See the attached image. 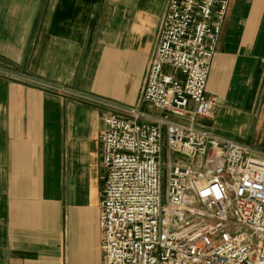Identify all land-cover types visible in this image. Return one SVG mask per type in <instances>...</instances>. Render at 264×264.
Listing matches in <instances>:
<instances>
[{
	"label": "crops",
	"instance_id": "crops-1",
	"mask_svg": "<svg viewBox=\"0 0 264 264\" xmlns=\"http://www.w3.org/2000/svg\"><path fill=\"white\" fill-rule=\"evenodd\" d=\"M165 5L0 0V70L66 91L0 74V264H102L106 110L79 96L138 104ZM263 77L264 0H230L206 86L217 107L195 125L264 157L247 134L264 137Z\"/></svg>",
	"mask_w": 264,
	"mask_h": 264
},
{
	"label": "built area",
	"instance_id": "built-area-1",
	"mask_svg": "<svg viewBox=\"0 0 264 264\" xmlns=\"http://www.w3.org/2000/svg\"><path fill=\"white\" fill-rule=\"evenodd\" d=\"M229 3L166 1L138 106L79 96L106 110L102 264H264V157L195 125L217 107L206 86Z\"/></svg>",
	"mask_w": 264,
	"mask_h": 264
},
{
	"label": "rangeland",
	"instance_id": "rangeland-1",
	"mask_svg": "<svg viewBox=\"0 0 264 264\" xmlns=\"http://www.w3.org/2000/svg\"><path fill=\"white\" fill-rule=\"evenodd\" d=\"M167 1V0H166ZM160 26V25H159ZM158 32H159V28H158ZM152 53H153V51H152ZM152 53H151V56H152ZM151 56H150V58H151ZM149 58V59H150ZM263 86H264V77H263V79H262V81L260 82V89H259V95H260V97L261 98H263V96L261 95V92H262V89H263ZM82 95H84V94H82ZM86 96V95H85ZM88 97V96H87ZM105 100V99H104ZM140 100V99H139ZM263 100H264V98H263ZM83 101H85V100H83ZM87 102V101H86ZM89 103V102H88ZM90 104H95V103H90ZM139 105V101H138V104L136 105V106H138ZM135 106V107H136ZM248 134V136H249V140L250 139H252V143H254V144H257L258 142H259V144L261 143V139L263 140V136L261 135L259 138H256L255 137V132H254V129H253V125L251 126V129H250V131L247 133ZM247 143L248 144H251L250 143V141H247ZM264 143V142H263ZM257 146V145H256ZM258 148V147H257Z\"/></svg>",
	"mask_w": 264,
	"mask_h": 264
},
{
	"label": "clouds",
	"instance_id": "clouds-1",
	"mask_svg": "<svg viewBox=\"0 0 264 264\" xmlns=\"http://www.w3.org/2000/svg\"><path fill=\"white\" fill-rule=\"evenodd\" d=\"M131 31H132L133 33H139V32H141V28H140V27H137L136 24H133V25H132V28H131Z\"/></svg>",
	"mask_w": 264,
	"mask_h": 264
}]
</instances>
